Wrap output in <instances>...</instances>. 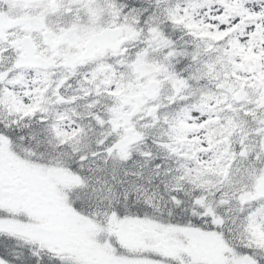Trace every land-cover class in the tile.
Instances as JSON below:
<instances>
[{
    "label": "snow or ice",
    "instance_id": "1",
    "mask_svg": "<svg viewBox=\"0 0 264 264\" xmlns=\"http://www.w3.org/2000/svg\"><path fill=\"white\" fill-rule=\"evenodd\" d=\"M0 264H264V0H0Z\"/></svg>",
    "mask_w": 264,
    "mask_h": 264
}]
</instances>
